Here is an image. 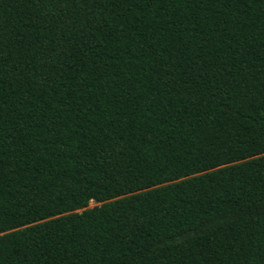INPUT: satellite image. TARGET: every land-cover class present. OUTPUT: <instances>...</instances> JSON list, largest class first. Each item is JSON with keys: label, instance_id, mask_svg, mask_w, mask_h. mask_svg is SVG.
Here are the masks:
<instances>
[{"label": "trees", "instance_id": "1", "mask_svg": "<svg viewBox=\"0 0 264 264\" xmlns=\"http://www.w3.org/2000/svg\"><path fill=\"white\" fill-rule=\"evenodd\" d=\"M0 264H264V0H0Z\"/></svg>", "mask_w": 264, "mask_h": 264}, {"label": "rangeland", "instance_id": "2", "mask_svg": "<svg viewBox=\"0 0 264 264\" xmlns=\"http://www.w3.org/2000/svg\"><path fill=\"white\" fill-rule=\"evenodd\" d=\"M99 205H100V203H97V202H95V201L92 200V201L89 202L87 208H93V207L99 206Z\"/></svg>", "mask_w": 264, "mask_h": 264}]
</instances>
